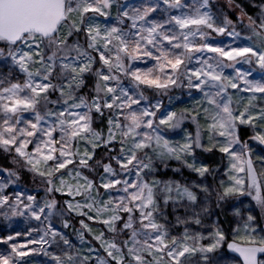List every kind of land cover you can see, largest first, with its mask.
Returning <instances> with one entry per match:
<instances>
[{
  "label": "snow or ice",
  "instance_id": "1",
  "mask_svg": "<svg viewBox=\"0 0 264 264\" xmlns=\"http://www.w3.org/2000/svg\"><path fill=\"white\" fill-rule=\"evenodd\" d=\"M0 156V264H264V0H0Z\"/></svg>",
  "mask_w": 264,
  "mask_h": 264
},
{
  "label": "rangeland",
  "instance_id": "2",
  "mask_svg": "<svg viewBox=\"0 0 264 264\" xmlns=\"http://www.w3.org/2000/svg\"><path fill=\"white\" fill-rule=\"evenodd\" d=\"M254 78L255 79H261V74L260 73H255L254 74ZM164 102L167 103V98L164 99ZM244 203H245V206L249 208V210L258 217H260V214L262 213V216H263V211L264 210H260V208L258 206H256V203L255 201H253L250 197L249 198H245L244 199ZM260 210V211H259ZM259 211V213H258ZM37 260L40 262V264H44V261L47 260L46 257H38Z\"/></svg>",
  "mask_w": 264,
  "mask_h": 264
},
{
  "label": "trees",
  "instance_id": "3",
  "mask_svg": "<svg viewBox=\"0 0 264 264\" xmlns=\"http://www.w3.org/2000/svg\"><path fill=\"white\" fill-rule=\"evenodd\" d=\"M0 163H4V159H3V156H0ZM261 210V209H260ZM259 210V211H260ZM259 211H258V213H259ZM262 216V213L260 214V217ZM263 216H264V211H263ZM260 217H258V218H260Z\"/></svg>",
  "mask_w": 264,
  "mask_h": 264
}]
</instances>
